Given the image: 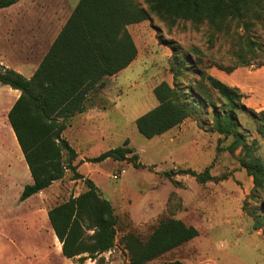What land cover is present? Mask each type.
Instances as JSON below:
<instances>
[{"label":"rangeland","instance_id":"374dc122","mask_svg":"<svg viewBox=\"0 0 264 264\" xmlns=\"http://www.w3.org/2000/svg\"><path fill=\"white\" fill-rule=\"evenodd\" d=\"M76 1L69 0L73 5ZM137 1L148 7L146 0ZM62 2L19 0L0 9L2 65L17 64L21 50L28 52L19 38L23 26L33 27L36 22L32 12H41L45 23L46 16ZM63 9L69 10L67 5ZM27 10L30 15L25 16L23 12ZM62 21L63 18L55 19V27ZM236 24L232 23L229 32L217 31L207 21H166L152 13L150 19L129 25L138 47L137 58L125 70L109 77L105 88L92 98L99 110L90 115L77 114L70 120L63 135L78 152V171L95 180L118 216L116 245L96 258L65 257L53 230L31 213L39 201L45 202L42 208L47 210L87 190L84 181L75 179L72 171L67 170L39 197L20 200L21 185L31 183L32 176L25 158H20L24 155L8 121L9 108L17 99L15 89L0 82V264H128L123 237L133 233L146 241L166 218L195 226L199 235L146 264L172 260L186 264H264V227L254 228L255 219L249 211L250 207H258L263 197L249 198L254 184L240 167L241 148L217 152L220 138L224 147L234 138L212 130V108L195 106L196 116L153 138L145 137L136 125L139 116L158 104L154 87L161 82L175 84V53L161 40L178 46L180 60L190 58L186 65L191 69L183 70L178 77L183 88L195 85L198 66L206 75L238 87L247 106L264 110V21H254L247 29ZM239 54L253 58L251 64L238 63ZM253 54L255 57H251ZM234 65L236 68L230 72L219 69ZM241 121L243 128L251 130L249 141L257 138L262 144L258 154L264 157V139L256 131L254 119L242 113ZM127 139L144 167L112 158L87 161L123 145ZM207 167L213 175L227 178L201 183L187 174L173 178L166 175L172 169L204 171ZM121 169L125 172L116 179L114 175ZM245 200L249 201L248 209L243 208ZM257 212L264 215L263 208H257Z\"/></svg>","mask_w":264,"mask_h":264},{"label":"trees","instance_id":"16d2710c","mask_svg":"<svg viewBox=\"0 0 264 264\" xmlns=\"http://www.w3.org/2000/svg\"><path fill=\"white\" fill-rule=\"evenodd\" d=\"M18 1L0 0V9ZM146 3L148 7L137 0H79L31 77L0 63V82L21 91L8 112V121L33 181L24 186L20 199L25 200L51 186L62 179L67 170L87 185L86 191L48 210L50 223L67 258H96L116 245L118 217L115 207L102 195L92 178L78 171L79 164L74 163L78 152L63 134L74 116L93 105L90 97L107 85V77L116 75L137 58L138 47L128 26L150 19L152 13L166 21L178 18L207 21L217 31L225 32L231 30L235 21L245 29L254 21H264V0H146ZM161 41L175 53V84L161 82L154 87L158 104L136 119L138 130L147 138L160 136L186 118L196 116L195 106L212 108V130L234 138L226 147L220 145V138L217 152H234L241 148L240 167L253 178L254 184L249 198L263 197L260 205L250 207L249 211L255 219L254 228L264 227V215L257 212V208L264 209V157L258 154L262 144L257 138L249 141L251 130L243 128L241 121L242 113L250 114L256 131L264 139V110L247 106L238 87L206 75L198 66H195L199 76L194 80L195 85L183 88L178 77L183 70L191 69L186 65L190 58L180 60L178 46ZM251 51H255L254 48ZM238 57L242 65L251 64L253 59L240 54ZM235 68V65L219 66L227 72ZM129 143L127 139L123 145L87 158V161L112 158L144 167ZM177 174L191 175L201 183L227 178L226 175H213L210 167L204 171L192 168L166 171L169 178ZM248 205L249 201L245 200L243 208L248 209ZM198 235L195 226L175 218L162 220L146 241L129 233L123 237L129 253L128 264H146ZM163 264L186 263L172 260Z\"/></svg>","mask_w":264,"mask_h":264},{"label":"crops","instance_id":"0c3cea01","mask_svg":"<svg viewBox=\"0 0 264 264\" xmlns=\"http://www.w3.org/2000/svg\"><path fill=\"white\" fill-rule=\"evenodd\" d=\"M79 2V0H78ZM78 2L76 1L73 5V3H70L69 0H63L62 3H60V7L57 8L55 11H53L54 13H50L48 15V18L46 16L45 19V23H43V17H42V13L41 12H32V14L34 15V19H36V22L34 23L33 27H27L26 25L23 26V28L20 30L21 34H20V42L21 45H23L28 52H24L23 50H21V55H20V61H18L17 64H13L11 63L10 65L7 64L6 66H11L12 68L14 67L17 71L21 72L22 74H24L26 77H31L33 75V73L35 72V70L37 69V67L39 66L41 60L43 59L44 55L47 53L48 49L50 48L51 44L53 43V41L55 40V38L57 37V35L59 34L60 30L62 29V27L64 26V24L66 23L67 19L69 18V16L71 15L73 9L75 8V6L78 4ZM67 5L68 9H63L65 6ZM73 6V7H72ZM61 10L63 12V14H61ZM30 12V11H29ZM27 11L23 12L25 16L30 15ZM60 18H63V21L61 22V24L59 25L58 28L55 27V22L54 20L57 19L58 21L60 20ZM125 70V69H123ZM122 70V71H123ZM121 72V71H120ZM119 72V73H120ZM118 74V73H117ZM115 76V75H113ZM112 77V76H109ZM107 77V79L109 78ZM105 88V87H104ZM13 93L16 95V97L18 98V96L20 95L21 91L18 89L13 90ZM98 93V92H97ZM93 94L90 97V102L93 104L91 106H89V108L87 110H85L82 113L79 114H85V115H90L92 114L95 110H99L97 108V104L95 102H93L92 98L97 94ZM12 107V105H11ZM10 107V108H11ZM9 108V110H10ZM9 112V111H8ZM183 125V124H182ZM171 130V129H170ZM168 130V131H170ZM167 131V132H168ZM166 133V132H165ZM163 133V134H165ZM23 154V153H22ZM24 156H20V158H22ZM81 160H78V164L80 163ZM123 162V161H122ZM75 163V162H74ZM135 167V166H134ZM28 168V165H27ZM29 169V168H28ZM180 175V174H177ZM121 177V176H120ZM174 177V176H173ZM172 177V178H173ZM94 180V179H93ZM33 181V179H32ZM31 181V183H32ZM95 181V180H94ZM96 183V182H95ZM97 185V183H96ZM21 188H24L25 183H22ZM98 186V185H97ZM50 187V186H49ZM49 187L45 188L44 190L28 197V198H36L39 197V195L41 193H43L46 189H48ZM99 187V186H98ZM100 189V187H99ZM101 191V189H100ZM102 193V191H101ZM103 195V193H102ZM104 196V195H103ZM105 197V196H104ZM27 198V200H28ZM107 198V197H106ZM29 199V200H30ZM109 199V198H107ZM21 200V199H20ZM26 200V199H25ZM40 200V198H39ZM110 200V199H109ZM24 201V200H22ZM111 201V200H110ZM45 202L44 201H39L38 205L33 206L32 208H37L34 211H32V216L33 217H38L40 219L43 220L44 223H46V227H49L50 230L52 231V225L50 223L49 217H48V210H44L42 207L44 206ZM113 204V203H112ZM114 206V205H113ZM117 215V214H116ZM118 217V216H117ZM24 220V218H23ZM54 232V230H53ZM55 234V232H54ZM56 235V234H55ZM57 237V235H56ZM58 238V237H57ZM59 239V238H58ZM60 241V240H59ZM60 245H61V250H62V243L60 241ZM81 256H85V255H81ZM76 257H80V256H76ZM74 258V257H73Z\"/></svg>","mask_w":264,"mask_h":264},{"label":"built area","instance_id":"2783aa9c","mask_svg":"<svg viewBox=\"0 0 264 264\" xmlns=\"http://www.w3.org/2000/svg\"><path fill=\"white\" fill-rule=\"evenodd\" d=\"M124 172H125V169H121L117 174L114 175V177L118 179Z\"/></svg>","mask_w":264,"mask_h":264}]
</instances>
